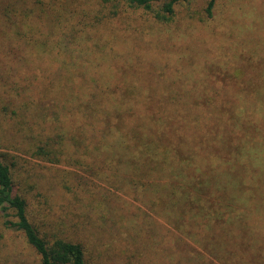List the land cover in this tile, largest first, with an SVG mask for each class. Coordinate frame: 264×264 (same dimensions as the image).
Returning a JSON list of instances; mask_svg holds the SVG:
<instances>
[{
  "label": "trees",
  "instance_id": "16d2710c",
  "mask_svg": "<svg viewBox=\"0 0 264 264\" xmlns=\"http://www.w3.org/2000/svg\"><path fill=\"white\" fill-rule=\"evenodd\" d=\"M191 1L6 0L0 6L3 31L11 25L15 30L11 32L21 36L24 43L42 42L43 50L49 52L50 47L57 48L61 64L56 73L66 74L63 82L52 85L53 92L48 91L52 99L49 103L45 100V106L26 123L23 134L33 141L30 153L36 158L83 170L85 175H79L81 187H129L136 199L150 201L154 211L158 196L157 200L161 198L164 203L169 196L184 199L185 206L179 204L180 218L186 213H202L205 219L192 220L182 232L227 264H264V224L247 220L240 211L246 205L264 211V93L260 92L264 54L256 50L240 54L242 59L228 62L221 75L222 83H227L225 90L202 92L195 98L191 94L189 99L175 93L181 90L179 80H164L159 96L152 87L148 92L138 90L140 73L135 78L139 80L122 86L97 83L90 73H102L88 64L87 53L92 50L79 46L80 38L91 40V31L99 32L101 25L122 21L128 26L137 21L134 13L138 11L143 20L159 23L170 22L177 13L202 23L213 18L218 0H206L198 9L190 7ZM40 25L46 26L52 43L33 39L31 33ZM127 61L122 57L114 62L117 71H125ZM137 67L134 71L143 73L155 68L147 61H142V68ZM93 80L96 90H86ZM77 89L84 91L78 93ZM45 119L56 126L47 134L37 132V125ZM66 122L70 123L68 129ZM67 172L73 173L72 169ZM16 186L13 163L0 156V214L4 225L21 232L38 255L35 262L13 264H107L106 260L97 261L101 255H93L94 247L87 248L61 226L34 215ZM168 207L172 211V206ZM204 225L211 234L204 233ZM136 227L130 237L148 247V231ZM154 240L153 247L162 244V240ZM178 240L186 250L184 262L180 259L178 264H197L194 253ZM140 243H133L132 259L122 264H156L142 257L143 251H137ZM232 245L239 260L225 254ZM168 249L173 253L172 247ZM248 254L251 257L246 262L244 255Z\"/></svg>",
  "mask_w": 264,
  "mask_h": 264
},
{
  "label": "rangeland",
  "instance_id": "374dc122",
  "mask_svg": "<svg viewBox=\"0 0 264 264\" xmlns=\"http://www.w3.org/2000/svg\"><path fill=\"white\" fill-rule=\"evenodd\" d=\"M205 1L192 0L190 7L198 9ZM5 3L6 0H0L1 7ZM134 14L138 20L128 26L122 21H113L99 26V32L93 33L92 30L91 40L80 38L79 46L92 50L87 53L88 64L92 65L93 71L102 73H99L102 76L90 73L96 77L97 83L122 86L131 80H139L135 78L140 73L141 83H136L142 92H148L152 87V92L159 96L164 90V80H179L181 90L175 93L195 98L202 92L213 94L217 89L225 90L227 83H222L221 75L228 62L242 59L240 54L254 50L264 54V0H218L213 18L204 23L184 18L180 13L167 23L143 20L139 11ZM7 29L4 32L0 26V156L7 163H13L16 189L28 199L31 212L49 224L61 226L66 234L83 242L87 248L92 250L94 247L93 255H101L97 261L106 260L107 264H122L128 258L132 259L133 243L141 242L130 237L131 232L138 229L136 225L147 230L150 236L148 247L140 243L136 248L143 251L142 257L150 262H184L186 250L177 243L182 239L183 246L198 259L197 264H227L187 232L181 231V228H188L192 220L205 219L202 213L193 216L186 213L180 218L184 199L169 196V201L164 203L161 198L157 200L158 196L154 200V211L150 201L136 199L129 187H81L79 175H85L83 170L76 166L51 164L30 153L33 141L23 134V129L45 106V100L52 99L53 96L48 94L54 90L52 85L60 80L63 82L66 74L56 73L57 65L61 64L57 48L50 47V53L48 49L43 50L42 42H37L38 45L24 43L21 36L11 32H15L11 25V30ZM35 29L31 33L33 39L51 42L52 36L46 26H35ZM256 35H259L258 39ZM122 57L130 60L123 64V72L117 71L114 65ZM142 61L155 66L148 68L147 75L134 71L133 67L138 64L142 68ZM87 87L86 90H96L95 80ZM260 92L264 93V86ZM65 125L68 129L70 123ZM54 126L50 119H45L35 127L37 132L42 130L47 134ZM70 169L72 174L67 172ZM194 192L199 194L197 189ZM180 203H183L181 207ZM168 205L172 206V211ZM240 211L245 213L247 220H254L259 226L264 224L261 209L252 210L251 205H246ZM254 215L257 218H253ZM239 216L236 220L240 219ZM241 217L244 218V214ZM203 228L206 235L212 233L207 226ZM155 238L162 240V244L153 247ZM233 249L235 245L225 254L239 260V253H234ZM244 257L247 262L251 255ZM37 259L38 255L23 234L6 227L0 214V264L30 263ZM92 261L96 263L95 259Z\"/></svg>",
  "mask_w": 264,
  "mask_h": 264
}]
</instances>
